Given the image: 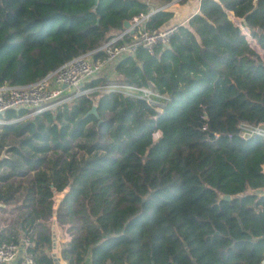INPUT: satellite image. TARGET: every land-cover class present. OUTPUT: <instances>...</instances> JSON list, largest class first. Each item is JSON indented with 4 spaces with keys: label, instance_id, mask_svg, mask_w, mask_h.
<instances>
[{
    "label": "trees",
    "instance_id": "1",
    "mask_svg": "<svg viewBox=\"0 0 264 264\" xmlns=\"http://www.w3.org/2000/svg\"><path fill=\"white\" fill-rule=\"evenodd\" d=\"M155 1L147 29L172 17V0ZM148 13L139 0H0V84H31ZM254 46L264 52V0H198L167 44L138 47L81 85L149 87L165 96L159 110L91 92L0 125V211L13 214L0 243L24 235L36 264H54V221L68 237L58 264H261L264 138L238 128L264 125V59Z\"/></svg>",
    "mask_w": 264,
    "mask_h": 264
},
{
    "label": "built area",
    "instance_id": "2",
    "mask_svg": "<svg viewBox=\"0 0 264 264\" xmlns=\"http://www.w3.org/2000/svg\"><path fill=\"white\" fill-rule=\"evenodd\" d=\"M158 9L160 8L155 10ZM150 13L133 17L130 20L129 29L125 30L123 33L118 34L94 51H89L73 57L56 69L47 72L43 77L31 84L21 86L10 84L5 81L2 82L0 84V125L13 123L43 111H52L78 95L91 92L117 91L125 95L139 98L147 105H153L159 110L165 96L158 94L149 87L112 83L81 89V85L84 81L96 76L107 67V65L113 63L118 58L132 55L138 47H142L146 51L151 52L155 45L167 44L170 35L176 30L179 24H169L158 29H147L144 27V22ZM130 29L133 31L132 40L121 45H115L114 41L123 34L129 33ZM98 50L104 51L105 56L102 59L93 60V53ZM10 109H24L25 113L14 119L3 118V112ZM238 128L242 138L250 136H260L264 138V125H251L241 122ZM157 136V132L152 134L153 138ZM2 207L3 206L0 205V208ZM3 214L6 215L7 222L9 219L13 218V214L2 211H0V218ZM6 221L4 223H6ZM28 246L29 239L24 235H21L17 242L0 243V264H10L17 258H19V264H36L31 253L27 250ZM261 264H264V258Z\"/></svg>",
    "mask_w": 264,
    "mask_h": 264
},
{
    "label": "crops",
    "instance_id": "3",
    "mask_svg": "<svg viewBox=\"0 0 264 264\" xmlns=\"http://www.w3.org/2000/svg\"><path fill=\"white\" fill-rule=\"evenodd\" d=\"M139 1L148 4L150 6V12L159 8L157 7V3L155 0H139ZM197 6H198V0H172L169 4L164 6L166 10H169L172 13L171 19L166 24L167 25L180 24L185 22V20L191 14L196 12ZM5 221H6V215L3 214L2 217L0 218V226L2 224H5L4 223ZM50 230H51V255H53L54 257L57 251V245L59 243L65 242L68 239V237L64 229L57 227L54 221L50 225ZM10 264H19V258L15 259ZM84 264H88V259L85 260Z\"/></svg>",
    "mask_w": 264,
    "mask_h": 264
},
{
    "label": "water",
    "instance_id": "4",
    "mask_svg": "<svg viewBox=\"0 0 264 264\" xmlns=\"http://www.w3.org/2000/svg\"><path fill=\"white\" fill-rule=\"evenodd\" d=\"M94 3H95V2H94ZM152 12H154V11H152ZM152 12H151V13H152ZM151 13H150V14H151ZM129 27H130V21H124V22L122 23L123 31H122L121 33H123L125 30L129 29ZM129 33H130V34L133 33L132 29L129 30ZM254 47H255V49H256L259 53H261L260 55H262V56L264 57V52L261 51V50H259L256 46H254ZM261 58H262V57H261ZM262 59H263V58H262ZM259 63H260V62H259ZM88 113H91V114H94V115H95V106H94V105L91 106V108H90V110L88 111ZM2 157H4V150H3V151L1 152V154H0V158H2ZM64 192H66V189L64 190ZM257 192H259V190H258ZM221 198H223V199H229V197L226 196V195H221ZM56 201H57V200H56ZM54 208H55V206H54ZM54 218H55V214L53 213V214H52V219L54 220ZM52 260H53L54 264H58V259H57L56 257H53Z\"/></svg>",
    "mask_w": 264,
    "mask_h": 264
},
{
    "label": "rangeland",
    "instance_id": "5",
    "mask_svg": "<svg viewBox=\"0 0 264 264\" xmlns=\"http://www.w3.org/2000/svg\"><path fill=\"white\" fill-rule=\"evenodd\" d=\"M237 23V22H236ZM259 54H261V53H259ZM263 59H264V57L262 56V55H260ZM104 70V69H103ZM102 70V71H103ZM112 74V73H111ZM69 90V89H68ZM148 144V140H145V141H143V142H141V143H139V144H137L136 146H134L133 148H132V151L134 152V153H137V154H143L144 153V148H145V146ZM55 199H57V197L55 198ZM56 201V200H55ZM8 208H10V207H8Z\"/></svg>",
    "mask_w": 264,
    "mask_h": 264
}]
</instances>
